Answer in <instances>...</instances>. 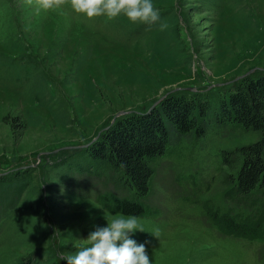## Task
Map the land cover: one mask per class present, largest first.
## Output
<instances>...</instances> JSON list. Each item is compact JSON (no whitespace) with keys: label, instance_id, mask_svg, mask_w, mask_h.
I'll return each mask as SVG.
<instances>
[{"label":"rangeland","instance_id":"obj_1","mask_svg":"<svg viewBox=\"0 0 264 264\" xmlns=\"http://www.w3.org/2000/svg\"><path fill=\"white\" fill-rule=\"evenodd\" d=\"M151 2L160 18L148 24L0 0V264H66L119 214L114 197L133 199L86 153L114 120L173 96L208 94L216 108L246 73H264V0ZM231 128L157 160L143 232L130 237L150 264H264V239L216 225L264 205L258 190L231 198L222 154L259 137Z\"/></svg>","mask_w":264,"mask_h":264},{"label":"trees","instance_id":"obj_2","mask_svg":"<svg viewBox=\"0 0 264 264\" xmlns=\"http://www.w3.org/2000/svg\"><path fill=\"white\" fill-rule=\"evenodd\" d=\"M210 98L208 94L165 98L147 114L134 113L125 120H114L99 138L88 143L86 153L91 163L115 173L119 184L134 196L114 197L111 203L115 212L138 217L145 214L157 160L168 146L181 140L196 142L212 130L228 127L259 136L251 144L222 154L223 165L230 171L226 184L232 189L231 198L247 197L255 190L264 198V73L247 75L227 88L213 102L216 108ZM215 220L221 234L250 241L264 239V205L245 218L226 214L215 216Z\"/></svg>","mask_w":264,"mask_h":264},{"label":"clouds","instance_id":"obj_3","mask_svg":"<svg viewBox=\"0 0 264 264\" xmlns=\"http://www.w3.org/2000/svg\"><path fill=\"white\" fill-rule=\"evenodd\" d=\"M33 3L43 11L60 9L69 4L75 13L89 20L100 16L111 20L123 14L133 23L151 24L160 18L151 0H27L28 5ZM160 27L164 29L167 25L161 24ZM106 221L107 226L96 227L89 232L85 239L87 246L75 255L62 257L66 264H150L145 244H138L130 238L135 231L143 232L138 216L117 214Z\"/></svg>","mask_w":264,"mask_h":264},{"label":"water","instance_id":"obj_4","mask_svg":"<svg viewBox=\"0 0 264 264\" xmlns=\"http://www.w3.org/2000/svg\"><path fill=\"white\" fill-rule=\"evenodd\" d=\"M249 73H251V72L246 73L244 76L248 75ZM244 76H242V77H244ZM158 103H159V101L155 102V104L152 107L156 106ZM124 113H126V112H120L118 115H121V114H124Z\"/></svg>","mask_w":264,"mask_h":264}]
</instances>
